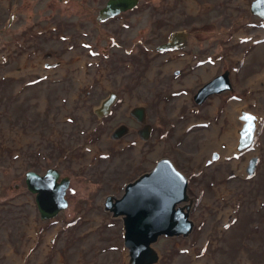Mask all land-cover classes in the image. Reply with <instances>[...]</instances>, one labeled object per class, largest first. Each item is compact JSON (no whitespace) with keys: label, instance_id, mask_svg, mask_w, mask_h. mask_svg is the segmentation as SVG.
<instances>
[{"label":"rangeland","instance_id":"374dc122","mask_svg":"<svg viewBox=\"0 0 264 264\" xmlns=\"http://www.w3.org/2000/svg\"><path fill=\"white\" fill-rule=\"evenodd\" d=\"M251 1L138 0L95 22L104 0H0V264H131L104 197L164 156L186 178L192 228L159 235L152 264H264V20ZM172 28L187 44L156 51ZM223 69L233 89L194 103ZM48 166L68 177L67 204L40 219L24 171Z\"/></svg>","mask_w":264,"mask_h":264},{"label":"water","instance_id":"95a60500","mask_svg":"<svg viewBox=\"0 0 264 264\" xmlns=\"http://www.w3.org/2000/svg\"><path fill=\"white\" fill-rule=\"evenodd\" d=\"M136 0H107L96 18L103 20L130 8ZM250 11L264 18V0H252ZM185 43L184 31L169 35V41L160 48L177 47ZM226 72L217 74L203 83L194 93L200 103L209 94L229 89ZM58 172L49 167L40 174L24 171L26 188L34 193V201L41 219L54 216L66 204L65 188L68 177L57 180ZM187 181L172 162L159 158L153 167L123 186L121 195L104 197V207L113 216H120L123 227V243L128 249L131 264H152L157 260L153 243L159 235H186L192 228V220L179 203L186 199Z\"/></svg>","mask_w":264,"mask_h":264},{"label":"flooded vegetation","instance_id":"af4514ba","mask_svg":"<svg viewBox=\"0 0 264 264\" xmlns=\"http://www.w3.org/2000/svg\"><path fill=\"white\" fill-rule=\"evenodd\" d=\"M106 1H107V0H104L103 4H102L100 7H98V8L96 9V12H95V15H94V21H95V22H102V21H104V20H107V19H109V18H112V17H114V16H117V15H119V14L125 12V11H130V10H132V9H134V8L136 7L137 2H138V0H136V3H135L133 6H131L130 8H126V9H124V10H121V11H119V12L113 14L112 16H109V17H107V18H104L103 20H98V19L96 18L97 14H98V11H99L100 8H102V7L105 5ZM248 10H249V12H250L251 14L255 15L256 17H258L260 21H263V20H264V18H262V17L256 15V14L253 13L252 11H250V8H249V7H248ZM175 31H184V33H185V43H184L183 45H180V46H177V47L173 46V47L160 48L159 46H160L161 44H164V43H166V42L169 41V35H170L172 32H175ZM187 41H188V32H187L185 29H182V28H172V29L169 30V32L166 34L165 39L162 40L161 42H159V43H157V44L155 45V50H156V51H168V52H170V51H174V50H177V49H181V48H183V47L187 44ZM224 71H225L226 74H227V78H228V80H229L230 88H229V89L221 90V91H219V92H222V91H225V90H232V89H233V85H232L231 80H230V75H229V70H228V69H223L222 71H220V72L217 73V74H221V73L224 72ZM217 74H215V75H217ZM203 83H205V82H203ZM203 83H202V84H203ZM202 84H200V85L196 88L195 92L197 91V89H198ZM195 92H193L192 95H191V98H192V100L194 101V103H196V104H200L201 102H203V101L207 98V97H206V98H205L204 100H202L200 103H197V102H195V100H194V98H193V95H194ZM219 92H217V93H219ZM49 167H52V166H48V167H46L45 170H46L47 168H49ZM52 168H55V167H52ZM55 169H56V168H55ZM30 170H32V169H30ZM56 170H57V169H56ZM34 171H35V170H34ZM35 172H37V171H35ZM44 172H45V171H44ZM44 172H43V173H44ZM57 172H58V170H57ZM63 176H66V175H63ZM63 176H60V175H59V172H58L57 180H59V179H60L61 177H63ZM39 218H40V217H39ZM40 219H41V218H40ZM46 219H47V218H46Z\"/></svg>","mask_w":264,"mask_h":264},{"label":"bare ground","instance_id":"6f19581e","mask_svg":"<svg viewBox=\"0 0 264 264\" xmlns=\"http://www.w3.org/2000/svg\"><path fill=\"white\" fill-rule=\"evenodd\" d=\"M191 6V5H190ZM192 7V6H191ZM192 11V10H191ZM239 39V38H238ZM258 47V46H257ZM256 47V48H257ZM256 48H254V49H256ZM260 55H261V53H260ZM80 64V63H79ZM77 65V64H76ZM80 65H82V64H80ZM61 66V65H60ZM75 66V65H74ZM150 67V66H149ZM79 68V67H78ZM85 68V67H84ZM80 69H81V67H80ZM83 71V70H82ZM86 71V70H85ZM84 71V72H85ZM83 73V72H82ZM149 75V74H148ZM145 76V75H144ZM260 79H262V81L264 80V75L262 76V77H260ZM259 79V80H260ZM183 80V79H182ZM143 81V80H142ZM185 82V81H184ZM142 83V82H141ZM142 85V84H141ZM143 87V86H142ZM183 89V88H182ZM127 100V99H126ZM125 105V104H124ZM123 106V105H122ZM231 108V107H230ZM229 109V108H228ZM239 110H240V112L242 113V110H241V108H239ZM228 111H231V110H228ZM231 113V112H230ZM227 114V113H226ZM240 117H242V115H240ZM251 125L252 124H246V127H244V130L243 131H241V134H244V135H248L249 133H251ZM235 134V133H234ZM240 134V138H239V135L238 134H235V138L237 139V143L235 144V149H237L238 147H239V145L241 144V142H242V139H241V137H242V135ZM31 193H33V192H31ZM34 194V193H33Z\"/></svg>","mask_w":264,"mask_h":264}]
</instances>
